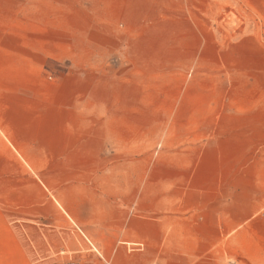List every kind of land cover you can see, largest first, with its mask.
Here are the masks:
<instances>
[{
  "label": "crops",
  "instance_id": "1",
  "mask_svg": "<svg viewBox=\"0 0 264 264\" xmlns=\"http://www.w3.org/2000/svg\"><path fill=\"white\" fill-rule=\"evenodd\" d=\"M82 5L0 0V264H264V0Z\"/></svg>",
  "mask_w": 264,
  "mask_h": 264
},
{
  "label": "rangeland",
  "instance_id": "2",
  "mask_svg": "<svg viewBox=\"0 0 264 264\" xmlns=\"http://www.w3.org/2000/svg\"><path fill=\"white\" fill-rule=\"evenodd\" d=\"M8 1L9 0H4ZM83 5L82 8L84 12H89L90 5L89 0H82ZM76 24L74 21L67 22V44L73 43V26ZM82 24L84 25V32L89 30V21L83 20ZM88 24V25H85ZM87 26V27H86ZM10 27H15L19 29L18 35L13 36H1L0 35V44L9 47L11 50L22 51L21 47L26 45L27 36H26V21H0V29H7ZM87 28V29H86ZM16 32V31H15ZM18 47V48H17ZM71 65V60L66 59L64 61H52L50 62V66L55 67L56 72H63L68 69ZM53 73V72H52ZM0 138H2L7 146V149H0V187L1 188H18V189H26L28 185L32 183L31 175H34L36 183L43 187L42 177L44 174V167L47 168L46 171H49L48 166L43 165H28L25 163L23 159V153L20 149L14 147L8 139V135L6 133L0 132ZM12 157L18 158V163L12 162ZM38 187V186H37ZM76 260H72L70 262H75Z\"/></svg>",
  "mask_w": 264,
  "mask_h": 264
}]
</instances>
